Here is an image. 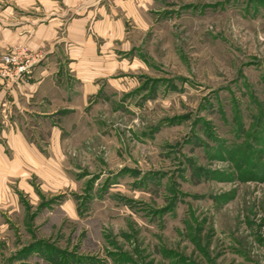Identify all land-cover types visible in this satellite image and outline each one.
<instances>
[{
	"label": "rangeland",
	"instance_id": "rangeland-1",
	"mask_svg": "<svg viewBox=\"0 0 264 264\" xmlns=\"http://www.w3.org/2000/svg\"><path fill=\"white\" fill-rule=\"evenodd\" d=\"M145 18L122 71L37 119L59 146L36 135L0 264H264V0H154Z\"/></svg>",
	"mask_w": 264,
	"mask_h": 264
},
{
	"label": "crops",
	"instance_id": "crops-1",
	"mask_svg": "<svg viewBox=\"0 0 264 264\" xmlns=\"http://www.w3.org/2000/svg\"><path fill=\"white\" fill-rule=\"evenodd\" d=\"M153 1L0 0V57L26 45L40 58L16 79L2 74L0 59V212L12 211L11 202L26 191L31 172L42 174L44 150L37 137L44 136V128L52 149L59 146L58 122L47 128L37 121L60 105L75 109V101H87L85 93L97 89L96 79L123 70L117 52L135 26L147 24L145 13ZM73 75L83 87L74 84ZM94 77L95 84L88 85ZM95 94L107 97L103 91Z\"/></svg>",
	"mask_w": 264,
	"mask_h": 264
},
{
	"label": "built area",
	"instance_id": "built-area-1",
	"mask_svg": "<svg viewBox=\"0 0 264 264\" xmlns=\"http://www.w3.org/2000/svg\"><path fill=\"white\" fill-rule=\"evenodd\" d=\"M0 59L7 67L5 70H2V74L10 78H17L22 74L31 72V67L36 64L40 58L38 55H31V51L27 46L19 45L3 53Z\"/></svg>",
	"mask_w": 264,
	"mask_h": 264
}]
</instances>
